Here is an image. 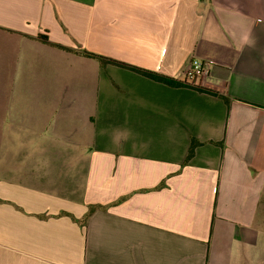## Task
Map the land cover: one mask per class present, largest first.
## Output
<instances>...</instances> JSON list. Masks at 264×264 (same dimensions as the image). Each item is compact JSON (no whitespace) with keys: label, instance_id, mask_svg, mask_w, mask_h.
I'll use <instances>...</instances> for the list:
<instances>
[{"label":"crops","instance_id":"0c3cea01","mask_svg":"<svg viewBox=\"0 0 264 264\" xmlns=\"http://www.w3.org/2000/svg\"><path fill=\"white\" fill-rule=\"evenodd\" d=\"M0 264H264V0H0Z\"/></svg>","mask_w":264,"mask_h":264},{"label":"trees","instance_id":"16d2710c","mask_svg":"<svg viewBox=\"0 0 264 264\" xmlns=\"http://www.w3.org/2000/svg\"><path fill=\"white\" fill-rule=\"evenodd\" d=\"M88 55L97 57L102 65L114 64V65H117V66H120V67H123V68H127V69L133 70V71H135V72H137V73H139V74H141V75H143L145 77H148V78H150V79H152L154 81L167 84V85H169L171 87H184V86L189 87V86H191L187 82H181V81H178V80H175V79H172V78H168V77L159 75L157 73H154V72H151V71H148V70H144V69H141V68L130 66V65L122 63V62L111 60V59H108V58H105V57H102V56H96L94 54H88ZM194 88H196L198 91H201V92H207V93H210V94H213V95H217L215 92H212L210 90H206L204 88L195 87V86H194ZM222 98L225 100V102L228 105L230 104V99L229 98H227V97H222ZM200 145H201V143L198 140L191 139L189 150H188V154H187L186 160H185L186 163L194 156L196 148L198 146H200Z\"/></svg>","mask_w":264,"mask_h":264},{"label":"built area","instance_id":"2783aa9c","mask_svg":"<svg viewBox=\"0 0 264 264\" xmlns=\"http://www.w3.org/2000/svg\"><path fill=\"white\" fill-rule=\"evenodd\" d=\"M216 62H202V61H192L190 66L186 71V79L190 82L195 81L197 78H202L208 74V68L215 64Z\"/></svg>","mask_w":264,"mask_h":264}]
</instances>
